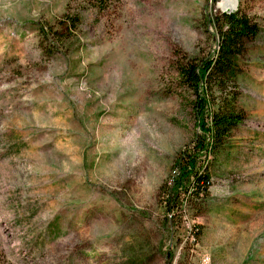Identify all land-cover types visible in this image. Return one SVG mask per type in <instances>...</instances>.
I'll use <instances>...</instances> for the list:
<instances>
[{"label": "rangeland", "instance_id": "rangeland-1", "mask_svg": "<svg viewBox=\"0 0 264 264\" xmlns=\"http://www.w3.org/2000/svg\"><path fill=\"white\" fill-rule=\"evenodd\" d=\"M102 1L0 0V264H264V0L235 9L260 34L238 78L244 118L195 219L159 195L197 132L175 62L213 54L207 19L228 12ZM64 13L80 30L47 54L36 25Z\"/></svg>", "mask_w": 264, "mask_h": 264}, {"label": "trees", "instance_id": "trees-1", "mask_svg": "<svg viewBox=\"0 0 264 264\" xmlns=\"http://www.w3.org/2000/svg\"><path fill=\"white\" fill-rule=\"evenodd\" d=\"M91 1H96L95 9L102 11V0ZM207 21L217 36L213 54L202 59L180 56L175 62L176 80L190 94L189 109L197 132L176 153L170 178L159 188L167 215L186 216L192 211L193 219L204 213L210 194V164L244 118L237 104L238 78L249 43L260 34L259 24L239 9L211 15ZM81 24L79 15L73 13H64L52 23H38L36 31L43 51L52 54L67 49L65 43L78 33ZM199 229L198 225L196 240Z\"/></svg>", "mask_w": 264, "mask_h": 264}, {"label": "bare ground", "instance_id": "bare-ground-1", "mask_svg": "<svg viewBox=\"0 0 264 264\" xmlns=\"http://www.w3.org/2000/svg\"><path fill=\"white\" fill-rule=\"evenodd\" d=\"M239 0H219L218 6L227 12L235 10L238 6Z\"/></svg>", "mask_w": 264, "mask_h": 264}]
</instances>
